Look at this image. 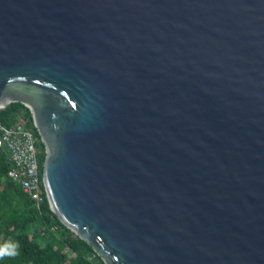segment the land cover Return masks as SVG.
Segmentation results:
<instances>
[{"label":"water","instance_id":"water-1","mask_svg":"<svg viewBox=\"0 0 264 264\" xmlns=\"http://www.w3.org/2000/svg\"><path fill=\"white\" fill-rule=\"evenodd\" d=\"M106 264H264V0H0V109Z\"/></svg>","mask_w":264,"mask_h":264},{"label":"trees","instance_id":"trees-1","mask_svg":"<svg viewBox=\"0 0 264 264\" xmlns=\"http://www.w3.org/2000/svg\"><path fill=\"white\" fill-rule=\"evenodd\" d=\"M22 120L38 136L39 162L43 175L45 145L33 115L20 101L0 109V120L12 125ZM12 164L6 151L0 155V243L19 241L20 255L0 264H106L93 246L66 226L46 200L37 207L29 196L7 176Z\"/></svg>","mask_w":264,"mask_h":264},{"label":"built area","instance_id":"built-area-1","mask_svg":"<svg viewBox=\"0 0 264 264\" xmlns=\"http://www.w3.org/2000/svg\"><path fill=\"white\" fill-rule=\"evenodd\" d=\"M37 142L38 136L22 120L12 125L0 120V155L6 151L12 164L7 176L40 207L49 200L41 174Z\"/></svg>","mask_w":264,"mask_h":264},{"label":"clouds","instance_id":"clouds-1","mask_svg":"<svg viewBox=\"0 0 264 264\" xmlns=\"http://www.w3.org/2000/svg\"><path fill=\"white\" fill-rule=\"evenodd\" d=\"M20 252H21V246L19 241L9 238L3 243H0V261L6 259H13L19 256Z\"/></svg>","mask_w":264,"mask_h":264},{"label":"rangeland","instance_id":"rangeland-1","mask_svg":"<svg viewBox=\"0 0 264 264\" xmlns=\"http://www.w3.org/2000/svg\"><path fill=\"white\" fill-rule=\"evenodd\" d=\"M18 121H20V120H18Z\"/></svg>","mask_w":264,"mask_h":264}]
</instances>
